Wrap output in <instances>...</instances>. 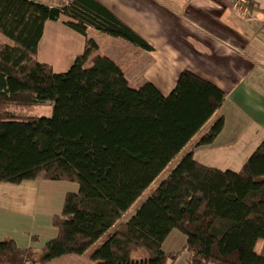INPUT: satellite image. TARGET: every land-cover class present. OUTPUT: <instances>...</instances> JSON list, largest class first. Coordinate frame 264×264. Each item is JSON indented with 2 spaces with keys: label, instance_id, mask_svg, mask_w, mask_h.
Wrapping results in <instances>:
<instances>
[{
  "label": "trees",
  "instance_id": "1",
  "mask_svg": "<svg viewBox=\"0 0 264 264\" xmlns=\"http://www.w3.org/2000/svg\"><path fill=\"white\" fill-rule=\"evenodd\" d=\"M245 2L249 11L258 9ZM61 18L82 37L91 28L153 51L96 0L55 7L0 0V184L41 179L78 186L52 219L56 238L40 252L2 241L0 264L82 256L111 229L89 255L92 264H174L183 252L187 264H264V138L237 172L208 168L190 151L118 225L222 107L225 94L188 71L167 97L151 83L131 89L111 60L88 52L67 72L55 73L36 57L45 24ZM45 105L52 106L49 118L30 116ZM223 128L219 119L197 147L212 145ZM172 231L185 237V245L165 253ZM138 250L147 258L131 260Z\"/></svg>",
  "mask_w": 264,
  "mask_h": 264
},
{
  "label": "crops",
  "instance_id": "2",
  "mask_svg": "<svg viewBox=\"0 0 264 264\" xmlns=\"http://www.w3.org/2000/svg\"><path fill=\"white\" fill-rule=\"evenodd\" d=\"M96 1L153 51H138L125 40L91 28L82 37L67 27L58 33L76 51L69 66L84 52L106 57L120 69L131 89L151 83L164 97L183 71L211 82L225 94V102L167 166H172L168 174L190 151L195 161L208 168L240 170L264 138V0H251L258 9L245 7L246 13H241L233 0ZM67 22L64 18L47 22L40 42L48 25L61 27ZM219 119H223L224 128L213 144L197 147ZM77 192L78 186L69 182L37 179L19 185L1 183L0 242L11 240L21 249L40 252L57 236L52 219L60 214L65 196ZM149 195L143 194L118 225L127 222ZM94 246L82 256H66L48 264H92L89 255Z\"/></svg>",
  "mask_w": 264,
  "mask_h": 264
},
{
  "label": "rangeland",
  "instance_id": "3",
  "mask_svg": "<svg viewBox=\"0 0 264 264\" xmlns=\"http://www.w3.org/2000/svg\"><path fill=\"white\" fill-rule=\"evenodd\" d=\"M43 1L45 4L49 6H59L60 4L66 3L67 0H61L57 2H47L45 0H38ZM233 2H239L234 1ZM242 8L244 9L246 7V4H240ZM249 10V9H248ZM264 16V15H263ZM58 27V29H57ZM67 28L66 26L55 25L51 24L46 27L44 36L42 41L38 45V52H37V61L40 63H46L52 66L55 73H65L67 72L71 66L69 61L75 54V48L73 46L69 45L66 42V39L64 38L62 33L58 32H64V29ZM70 36H68L69 38ZM1 42V38H0ZM249 56V55H247ZM250 81H253L250 79ZM255 84V83H254ZM257 86V85H256ZM261 92H264L263 89H261ZM52 114V106L51 105H45V106H39L36 107L33 111L30 112V116L35 117H44L49 118ZM191 147V146H190ZM184 153L180 155V157H183ZM172 166L167 167L164 172L152 183V185L148 188V190L144 193V196H147L151 194L162 182V180L167 176L170 168ZM220 171V170H219ZM222 171V170H221ZM238 169L232 172H237ZM138 204V202L136 203ZM113 230L108 231L99 241L97 244H95L93 250L97 249L105 239L111 234ZM185 245V237L181 234H179L176 231H172L170 236L167 238V240L162 245V250L165 253H175L180 251ZM263 243L258 242L255 248V252L259 254L262 251ZM188 254L183 252L181 255V260L178 262V264H184L185 263V257H187ZM147 258L146 253L143 250H138L132 253L131 260L133 261H141Z\"/></svg>",
  "mask_w": 264,
  "mask_h": 264
},
{
  "label": "built area",
  "instance_id": "4",
  "mask_svg": "<svg viewBox=\"0 0 264 264\" xmlns=\"http://www.w3.org/2000/svg\"><path fill=\"white\" fill-rule=\"evenodd\" d=\"M45 1H47V2H57V1H61V0H45ZM42 2H43V1H42ZM240 4H246L245 0H242V1L240 0V1L238 2V4H237V8H238V10H239L241 13H246L247 10L241 8V5H240Z\"/></svg>",
  "mask_w": 264,
  "mask_h": 264
}]
</instances>
